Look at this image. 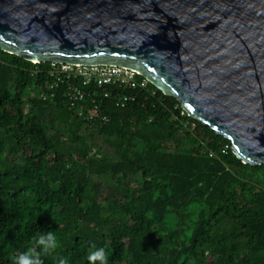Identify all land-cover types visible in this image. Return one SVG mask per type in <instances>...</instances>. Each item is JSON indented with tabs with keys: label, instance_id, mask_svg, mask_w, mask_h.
<instances>
[{
	"label": "trees",
	"instance_id": "1",
	"mask_svg": "<svg viewBox=\"0 0 264 264\" xmlns=\"http://www.w3.org/2000/svg\"><path fill=\"white\" fill-rule=\"evenodd\" d=\"M51 69L0 48V264L48 231L42 264H264L263 165L149 82L82 87L81 111Z\"/></svg>",
	"mask_w": 264,
	"mask_h": 264
},
{
	"label": "water",
	"instance_id": "2",
	"mask_svg": "<svg viewBox=\"0 0 264 264\" xmlns=\"http://www.w3.org/2000/svg\"><path fill=\"white\" fill-rule=\"evenodd\" d=\"M0 48L133 69L264 166V0H0Z\"/></svg>",
	"mask_w": 264,
	"mask_h": 264
},
{
	"label": "built area",
	"instance_id": "3",
	"mask_svg": "<svg viewBox=\"0 0 264 264\" xmlns=\"http://www.w3.org/2000/svg\"><path fill=\"white\" fill-rule=\"evenodd\" d=\"M51 76L55 78L53 86H58L59 83L65 80H70L68 96L71 105L82 111L83 105L80 104L84 100L87 92L82 87H94L104 89L108 86L126 87L130 89L145 88L148 80L145 78L139 81L137 79L140 75L138 72L127 67L109 66V65H69V64H53L51 69ZM93 95V93H88ZM108 96V93L105 95ZM128 96L119 97L116 100L118 106L124 107L126 102L131 100Z\"/></svg>",
	"mask_w": 264,
	"mask_h": 264
},
{
	"label": "clouds",
	"instance_id": "4",
	"mask_svg": "<svg viewBox=\"0 0 264 264\" xmlns=\"http://www.w3.org/2000/svg\"><path fill=\"white\" fill-rule=\"evenodd\" d=\"M33 246L29 247L27 251L21 253L18 257H13V264H42L40 256L48 254L59 247L58 239L53 231L41 232L33 236ZM39 247L40 251H36ZM89 264H108V255L103 248L97 249L95 245L92 246L88 254ZM59 264H67V261L61 259Z\"/></svg>",
	"mask_w": 264,
	"mask_h": 264
}]
</instances>
